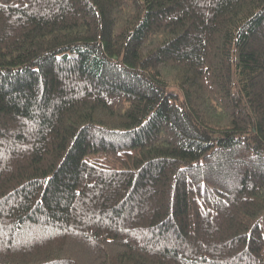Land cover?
<instances>
[{"label":"trees","instance_id":"1","mask_svg":"<svg viewBox=\"0 0 264 264\" xmlns=\"http://www.w3.org/2000/svg\"><path fill=\"white\" fill-rule=\"evenodd\" d=\"M0 264H264V0H0Z\"/></svg>","mask_w":264,"mask_h":264}]
</instances>
